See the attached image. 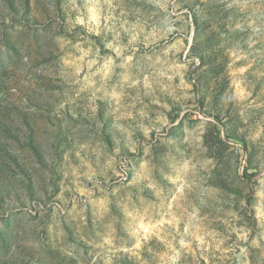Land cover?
I'll return each instance as SVG.
<instances>
[{"label": "rangeland", "instance_id": "374dc122", "mask_svg": "<svg viewBox=\"0 0 264 264\" xmlns=\"http://www.w3.org/2000/svg\"><path fill=\"white\" fill-rule=\"evenodd\" d=\"M0 264H264V0H0Z\"/></svg>", "mask_w": 264, "mask_h": 264}]
</instances>
